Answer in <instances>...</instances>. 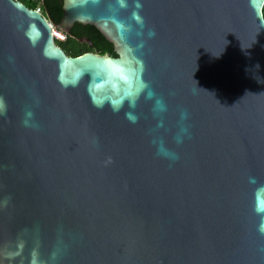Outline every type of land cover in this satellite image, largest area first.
<instances>
[{"label":"water","instance_id":"95a60500","mask_svg":"<svg viewBox=\"0 0 264 264\" xmlns=\"http://www.w3.org/2000/svg\"><path fill=\"white\" fill-rule=\"evenodd\" d=\"M124 3L62 0L52 23L0 0V264H264L248 181L264 183V0ZM75 23L115 54L130 44L165 109L143 94L118 112L93 106L88 79L113 56H67L54 31ZM70 67L84 75L64 87Z\"/></svg>","mask_w":264,"mask_h":264},{"label":"clouds","instance_id":"9594fccd","mask_svg":"<svg viewBox=\"0 0 264 264\" xmlns=\"http://www.w3.org/2000/svg\"><path fill=\"white\" fill-rule=\"evenodd\" d=\"M118 4L121 8L125 6L124 0H118ZM135 7L137 9L140 7L139 0H136ZM131 20L141 28L143 27L142 18L139 16L138 12L134 11L131 13ZM113 27L118 31L130 32L132 30V24L119 19ZM147 34L151 37L155 35V32L149 29ZM143 71V60L136 54V50L130 44H126L123 53L118 52L116 56L109 57L105 60L101 70L96 75L89 77L86 90L89 93L93 106L102 108L105 104H108L113 112H118L125 103H127L129 108H134L137 100L142 94L146 99H153L155 93L149 89L147 81L143 79ZM83 75L84 74L77 68L70 67L69 78L65 79L64 76L61 75L58 76V79L64 87L69 85L75 87L80 83ZM165 107L163 100L159 97H155L154 110L163 111ZM2 112L3 100L0 98V114H2ZM26 116L31 117V111L26 112ZM186 117V111L181 110L180 127L175 137L177 144L182 142V134H187L188 132L187 128L183 125V121ZM125 118L135 123L137 116L132 112H125ZM23 123L27 125L28 121L25 120ZM152 142L156 146L157 155L170 160L178 158L177 154L163 142L156 138H154ZM248 181L250 184L255 185L253 188L254 210L257 213H264V183H257L256 178L252 176L248 178ZM260 230L264 232V217H262Z\"/></svg>","mask_w":264,"mask_h":264},{"label":"trees","instance_id":"16d2710c","mask_svg":"<svg viewBox=\"0 0 264 264\" xmlns=\"http://www.w3.org/2000/svg\"><path fill=\"white\" fill-rule=\"evenodd\" d=\"M29 9H37L49 22L58 23L62 15V0H18ZM264 18V5L262 7ZM64 39H55V43L67 56L76 57L91 52L99 55L116 56L112 44L95 27L75 23ZM81 40H87L82 41Z\"/></svg>","mask_w":264,"mask_h":264},{"label":"rangeland","instance_id":"374dc122","mask_svg":"<svg viewBox=\"0 0 264 264\" xmlns=\"http://www.w3.org/2000/svg\"><path fill=\"white\" fill-rule=\"evenodd\" d=\"M54 36L59 40L63 39V34L61 32L54 31Z\"/></svg>","mask_w":264,"mask_h":264},{"label":"built area","instance_id":"2783aa9c","mask_svg":"<svg viewBox=\"0 0 264 264\" xmlns=\"http://www.w3.org/2000/svg\"><path fill=\"white\" fill-rule=\"evenodd\" d=\"M55 38H56V37H55ZM63 39H64V37H63ZM63 39H62V40H63Z\"/></svg>","mask_w":264,"mask_h":264}]
</instances>
